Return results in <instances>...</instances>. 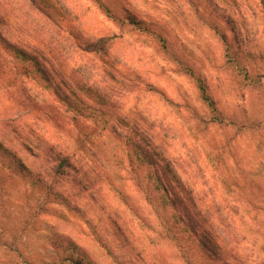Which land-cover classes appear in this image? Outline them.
<instances>
[{
    "label": "rangeland",
    "instance_id": "374dc122",
    "mask_svg": "<svg viewBox=\"0 0 264 264\" xmlns=\"http://www.w3.org/2000/svg\"><path fill=\"white\" fill-rule=\"evenodd\" d=\"M43 1L0 0L2 35L88 84L92 110L87 128L32 111L50 92L0 57V264H264V0ZM95 121L149 144L190 220L145 160L112 165ZM52 148L70 173L46 172Z\"/></svg>",
    "mask_w": 264,
    "mask_h": 264
},
{
    "label": "trees",
    "instance_id": "16d2710c",
    "mask_svg": "<svg viewBox=\"0 0 264 264\" xmlns=\"http://www.w3.org/2000/svg\"><path fill=\"white\" fill-rule=\"evenodd\" d=\"M29 1L37 9L48 12L50 6L43 0ZM3 24L4 20L0 16V27ZM18 44H15V42L9 40L8 37L2 35V31L0 30V57L4 59H10V61H7L3 66L8 67L13 71V69L17 68L16 63H19L21 67L20 76L26 77L28 78V80H36L37 76L39 79L37 81H42V83L50 92L53 100L51 103H47L45 101H42L44 103L36 102L33 106H31L32 108H34L32 109V111L42 112L44 110L48 115L47 118L49 119L52 118L51 114L57 111L60 112L59 114L62 116L63 120H68V123H70V125H74L76 127L82 125V127L87 128L88 126L86 124V120L89 121L90 116H87L88 118H86L84 115L86 112L91 111L92 107L88 106L86 102L92 101L89 94L94 92L95 90L89 87L88 84H82V82H76L73 79L69 80V78L63 79V77L61 76L62 74L59 72L57 67L62 66V64L46 66V64L48 63H45L46 61L40 56L35 55L33 53V50L21 47ZM106 48L107 46L105 41L99 40L95 46L86 45L81 50L85 53H94L95 51H98L99 53L104 54ZM200 91L204 95V89L200 87ZM83 93L85 95H82ZM81 95L86 99L81 98ZM203 99L207 104H211V102L208 100V97L203 96ZM104 103L105 102L102 101L99 105L103 106ZM79 106H83V108H80ZM99 114L100 118L106 115L102 110H100ZM93 125L94 128L101 130V133H103V137L107 141V143L105 144L106 148L111 147L110 149H108V154H110L109 160H113L112 165H122L123 159L126 160L129 164L138 161L139 159L145 160L151 168H154L153 176L148 175V179H152V189L150 190V193H162V195L160 196L161 208L166 211L170 210V216L172 218H176L177 216L179 221L187 222L188 220H190V216L183 208L185 206L182 195L177 194L173 190V187H171L172 182L169 183L166 180V176L171 173L170 167L168 166V164H164V171L163 169H161L162 173L161 175L159 174V170H157V167H159V165L164 161L159 155L155 154L154 152L151 153L148 152V150L146 152V149H149V144L142 146L139 143L130 142L128 137L125 138L126 136H121L117 126H108L106 122H103V124H101L100 122L95 121ZM127 146H130V148H128V150L126 151ZM47 157V161L49 164L46 168V172H48L51 176H64V174H68L74 169L72 159H70V157H68L66 153L61 152L56 148L49 149V151L47 152ZM171 179L174 180V177H172ZM175 183V189L183 191V188L180 186V184L177 182ZM77 264H80V262H77Z\"/></svg>",
    "mask_w": 264,
    "mask_h": 264
}]
</instances>
